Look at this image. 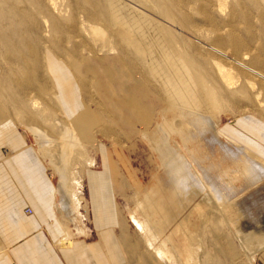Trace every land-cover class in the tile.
Listing matches in <instances>:
<instances>
[{"label":"rangeland","instance_id":"obj_1","mask_svg":"<svg viewBox=\"0 0 264 264\" xmlns=\"http://www.w3.org/2000/svg\"><path fill=\"white\" fill-rule=\"evenodd\" d=\"M163 57L187 68L216 130L264 161V0H0V80H21L12 106L28 115L21 129L52 188L65 171L72 211L56 209L59 238L82 235L76 223L91 230L84 174L105 163L124 264H260L264 175L251 183L243 161L206 140L207 123L170 110ZM164 138L230 188L217 198L195 176L173 189Z\"/></svg>","mask_w":264,"mask_h":264},{"label":"crops","instance_id":"obj_2","mask_svg":"<svg viewBox=\"0 0 264 264\" xmlns=\"http://www.w3.org/2000/svg\"><path fill=\"white\" fill-rule=\"evenodd\" d=\"M0 81V264H124L111 231L117 225L116 209L114 195L106 186L105 163L98 173L90 170L84 174V198L92 224L88 234L92 231L95 238L88 239L86 230L77 239L62 240L56 221L55 186L52 188L43 159L21 129L28 117L26 111L12 106L19 100L12 99L10 87L20 85L21 80L10 77ZM219 134L244 147L249 157L264 162L241 143ZM118 239L130 258L131 245L122 231ZM259 257L264 264V251Z\"/></svg>","mask_w":264,"mask_h":264},{"label":"bare ground","instance_id":"obj_3","mask_svg":"<svg viewBox=\"0 0 264 264\" xmlns=\"http://www.w3.org/2000/svg\"><path fill=\"white\" fill-rule=\"evenodd\" d=\"M154 63H156L157 67L161 69L162 75L164 79L166 80L168 87L170 88V93L172 96L171 97L172 107L170 108V110L186 109L188 112L193 113L192 116H194L195 114L197 115V117L199 116V118L201 119L200 121L205 122V124L207 123L209 126L210 133L208 132L209 136L207 137L206 140L211 145L216 144L218 146H221V149H223L225 154H227L228 156L234 157V158H237L238 160L243 161L247 165L248 174L251 176V180H250L251 183L258 180L259 177L264 175V166L262 165V163L249 157L243 147L234 146L231 144L229 145L227 143L225 144L224 142L220 140V134L216 130L215 125L211 122V120H209L208 114H206L207 109L203 106L204 103L201 102L203 99L202 100H200L201 98L199 99L198 92L196 91L194 82L192 81L193 78H191L187 68L183 66V64L182 65L179 64V62L173 61V60L171 61L170 59L165 58V57L155 60ZM197 117H195V120ZM159 132L160 130L158 129L157 133ZM164 132H161V133L165 137L166 136L168 137V135H166V133ZM205 132H206V129H205ZM199 134L203 135L202 132H199ZM166 138H164V140L162 139L163 141L161 142V144L164 143V145H162L163 148L161 147L158 149H159L161 157L164 159L163 163H165V165L167 166L166 168H168V173L171 176L170 177L171 179H169L171 184L172 182H175L174 186L171 185L173 189H176L177 187H179L181 184H183L186 181L188 182L194 181L193 179L196 178L195 176H198V179L202 181L203 184H207L210 187V190H211L210 192H212L211 194L216 196L217 198L221 197V194L223 193L224 189L230 188L225 183H222V182L219 183L217 180L218 177L213 176V174L209 172L207 167H202L199 164V161L197 159H193L194 167L191 166L192 164L190 162L185 161V159L184 160L182 159L183 160L182 161L181 157H179L178 155L174 153V151H172L174 148L172 149L170 146L167 145ZM72 139L74 138H71L70 139L71 141L70 140L67 141V147L75 146V143L73 142ZM157 147H158V143H157L156 148ZM195 166L199 170V173L196 172ZM58 177H59V182L56 185L55 190H54V194H56L57 196L56 209L61 214L62 220H65L71 214V211H72V209L70 208L71 201L69 199L67 189H66L67 186H66L65 171L60 170ZM198 186L200 187V185ZM232 192L234 193L235 190ZM75 206H76V203H75ZM76 224H77V230L79 231V233L81 234L84 233L85 229L80 228L78 223ZM65 235L69 236L66 232H65Z\"/></svg>","mask_w":264,"mask_h":264},{"label":"built area","instance_id":"obj_4","mask_svg":"<svg viewBox=\"0 0 264 264\" xmlns=\"http://www.w3.org/2000/svg\"><path fill=\"white\" fill-rule=\"evenodd\" d=\"M25 212H26L27 214H30V213H31L30 209H26Z\"/></svg>","mask_w":264,"mask_h":264}]
</instances>
